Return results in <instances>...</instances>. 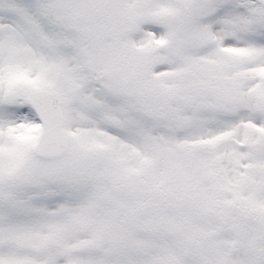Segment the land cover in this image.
<instances>
[{
  "label": "snow or ice",
  "instance_id": "obj_1",
  "mask_svg": "<svg viewBox=\"0 0 264 264\" xmlns=\"http://www.w3.org/2000/svg\"><path fill=\"white\" fill-rule=\"evenodd\" d=\"M0 264H264V0H0Z\"/></svg>",
  "mask_w": 264,
  "mask_h": 264
}]
</instances>
